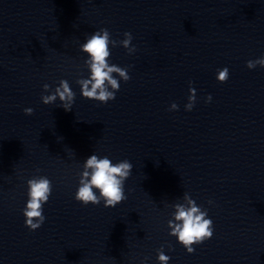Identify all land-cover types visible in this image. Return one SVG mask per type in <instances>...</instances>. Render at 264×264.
<instances>
[{"label": "clouds", "instance_id": "1", "mask_svg": "<svg viewBox=\"0 0 264 264\" xmlns=\"http://www.w3.org/2000/svg\"><path fill=\"white\" fill-rule=\"evenodd\" d=\"M124 37L123 40H114L108 29L101 28L80 45V51L87 54L88 58L84 63L90 73L88 78L77 80L83 98L100 103L115 100L116 92L120 89V80L127 82L130 79L126 68L109 63L111 56L109 45L112 47L123 46L129 54L136 51L135 46H130L133 39L132 34L125 32ZM258 65L264 67V57L246 62L248 69H255ZM228 78L227 67L218 70L216 76L218 82L225 83ZM43 90L45 93L49 92L50 85L44 84ZM189 93L188 103L185 105L186 111H191L196 102V91L191 87V82ZM75 95L69 82L62 79L51 94L41 95V101L43 104L49 105L59 99L60 107H63L65 111H71ZM211 99L212 97L209 95L206 102H210ZM169 110H178V105L172 103ZM33 111L32 108L24 109L25 115L28 116H31ZM132 168L133 165L128 160L113 163L107 156L90 155L83 163L75 200L84 206L99 205L101 201L106 208L117 206L127 199L125 181L131 175ZM27 188L28 200L23 210L25 226L35 231L43 225L46 219L43 215V205L48 202L53 185L46 176H38L27 180ZM208 203L212 204V201L209 200ZM171 207L174 211L171 214L172 218L168 221L169 235L176 237L187 253H194V245L202 244L213 237V221L208 218L207 210L198 206L187 192L183 194L182 203H174ZM157 259L159 264H168L170 257L160 249Z\"/></svg>", "mask_w": 264, "mask_h": 264}]
</instances>
